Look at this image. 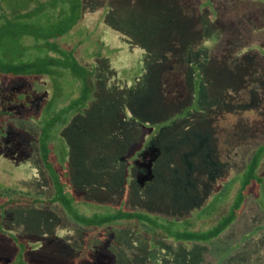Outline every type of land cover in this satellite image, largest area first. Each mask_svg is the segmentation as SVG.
<instances>
[{"label": "trees", "instance_id": "obj_1", "mask_svg": "<svg viewBox=\"0 0 264 264\" xmlns=\"http://www.w3.org/2000/svg\"><path fill=\"white\" fill-rule=\"evenodd\" d=\"M48 2L63 5L57 7L59 11L53 15L52 25L41 27L38 32L34 28L35 32L21 33L19 37L23 35L26 41L19 46V53L0 47V115H6L11 123L15 121L0 132V161L3 156L10 160L7 151L4 155L1 152L2 148L10 147L16 163L22 149L34 157L24 147L29 138L27 127L37 130L29 139L39 143L41 163L53 184L54 194L47 199H29L30 193L0 183V264H52L41 251L50 241L22 238L7 228L9 209L20 204H58L75 223L95 231H109L116 226L117 237L128 234L130 240L134 236L138 238L136 235L140 232L148 236L144 240L149 243L166 240L212 244L237 218L251 184H263L258 169L263 162L264 145L257 148L247 169L241 173L242 184L229 206V213L203 230L195 227L203 214L216 210H208L210 198L217 193L223 195L220 175L216 182L221 187L201 198L199 210L193 209L196 214L199 212L197 218L181 221L161 216L153 209H160L162 205L169 207L173 198L167 193L162 195L165 202L157 196L149 199L151 204L159 203L153 210H130L122 205L80 199L76 195V182L89 177V181L93 178V182L111 185L108 180L114 181L124 173V186H127L129 181L123 166L134 165L126 163L124 153L126 145L131 143L130 133L139 137L134 150L143 159L139 160L141 168L142 164L146 166L145 159H149L151 148L156 152L159 137L170 127L179 125L184 131L186 126L192 128L193 122L181 124L182 120L198 114L196 120L203 122L213 114V106L223 97L224 78L241 73L239 70L246 72L240 68L244 62L241 59L247 60L248 51L256 46L213 55L210 42L216 29L209 21V0L185 8V0H41L40 4ZM39 11L44 12L41 5L18 17L27 20ZM42 15L38 18L40 24L47 18ZM70 34L74 41L72 47L67 42H57L61 36ZM25 35L34 39L33 46ZM87 35L91 37L90 49L83 47ZM34 50L40 53L27 56ZM259 51L264 55L262 48ZM175 73L181 75L185 85L181 93L188 102L183 107L176 104L178 93L171 85ZM218 75L220 78L216 80ZM65 76L73 77L78 93L59 100L58 96L67 88ZM18 121L26 125L22 131L16 129ZM199 123L196 122L195 128ZM19 139L22 143L16 145L14 140ZM134 150L130 149L129 154ZM178 158L181 162L185 159ZM30 161L25 167L34 170ZM33 175H30L31 181L36 182ZM203 200L207 203L202 204ZM191 205L196 208L194 203ZM164 253L163 250L159 254ZM150 255L154 253L146 251L144 260ZM185 256L192 255L188 252ZM118 257L127 255L125 252L119 255L109 248H91L81 257L76 256L71 264H113L112 259ZM183 262L190 264L192 260L187 263L185 257Z\"/></svg>", "mask_w": 264, "mask_h": 264}, {"label": "rangeland", "instance_id": "obj_2", "mask_svg": "<svg viewBox=\"0 0 264 264\" xmlns=\"http://www.w3.org/2000/svg\"><path fill=\"white\" fill-rule=\"evenodd\" d=\"M40 2L41 0H0L1 48L10 49L12 53L16 51L19 53V46H23V42L26 41L23 35L19 37L21 33L38 32L41 27L52 25L53 15L59 11L57 7L63 5L54 2L42 5ZM185 2L184 8L192 4L196 7L203 0H185ZM209 4L211 9L209 21L212 24L211 27L216 29L210 42L212 54L226 55L231 49L239 51L256 46L248 51L247 60L241 59L244 62L240 68L246 69V72L237 68L241 73L230 74L224 78L223 97L217 103L218 105L213 106L214 112L206 118V121L196 120L199 117L197 114L181 121V124L193 122L192 128L182 125L186 126V129L182 131L178 125L165 131L159 137V142L157 141L156 152H154V145L150 146L153 148H151L149 159H145L146 166L142 164L141 168L139 160L143 161V159L139 158L138 151L134 150L139 143V137L134 132L130 133L132 146L131 143L127 144L124 153L127 155L126 163L133 162L134 165L130 168L127 165L123 166L127 171L126 176L129 181L127 186L126 184L124 186V173L114 181L108 180L111 185H107L106 182L98 183V180L93 182V178L89 181V177L83 181L79 179L80 181L76 182V195L80 199L122 205L130 210L148 211L158 207L159 204H151L150 198L157 196L165 202L162 195L164 197L167 193L173 200L168 202L167 208L164 205L160 209L153 208L157 214L179 221L189 217L194 219L199 214V212L196 214L194 210L200 209L202 197L209 191L216 192L215 189L218 187L216 181L220 175L223 195L217 193L210 198L212 202L209 201L210 204L206 206L210 212L216 210L210 214H203L204 217L199 219L195 229L203 230L215 224L222 215L229 213V206L242 184L241 173L247 169L257 148L264 145V55L259 51V48L264 50V1L209 0ZM40 5L42 9L44 8L43 13L39 11L33 18L19 19V15H24L26 11ZM40 14L47 17L45 22L41 23L43 26L38 21ZM7 23L10 25L7 26ZM14 26H17L16 30L13 29ZM26 38H29L27 41L31 46L35 44L34 39H31L29 35ZM89 38H91L90 35H87L85 40L83 39L85 49H90ZM57 42L61 44L67 42L72 47L73 35L61 36ZM39 53L40 51L36 50L29 51L27 56H35ZM73 55L76 57L75 51ZM175 75L171 85L178 93L176 104L183 107L188 102L181 93L185 90V85L181 75L179 73ZM65 77L66 82L64 79L61 80L65 82L67 88L58 96L59 100L65 97L70 98L78 93L73 77ZM219 78L220 75L216 80ZM6 117V115H0L1 133L11 123ZM194 119L201 124L197 128H195L197 124L193 121ZM15 125L20 131L26 127L20 121ZM15 125H11L12 128H15ZM27 128L29 138L38 132L33 128ZM29 138L24 148H27V151L31 150L34 157L31 153H25L26 149L24 152L22 149L16 158L19 163L14 161L10 153L11 147L1 149L2 155L7 151L6 155H10L11 158L9 160V157L3 156L0 161V183L16 186L30 193L29 199L33 197L47 199L54 194L53 184L43 169L42 157L40 159L39 156V143ZM14 141L16 145L22 143L21 139ZM130 149L134 150L131 154H129ZM178 156L180 159L185 158L184 161H179ZM31 157L34 163L30 161ZM29 161L35 168L37 176L34 170L25 167ZM258 172L264 179V158ZM31 174H34L33 178L37 179V183L31 181ZM225 196H227L226 200ZM220 200L224 202L220 203ZM203 202L202 204H206L207 200ZM191 203H194L196 208L192 207ZM189 212H191L190 215ZM8 217L7 228L17 232L20 237L50 241L41 251L52 264H71L76 256L81 257L85 250L91 248L100 250L109 248L110 251H115L119 255L125 252L126 259L113 258V264H185L183 262L185 257L187 263L192 260L190 264H264V182L262 185L255 182L251 184L237 218L213 240L212 244L189 242L183 244L166 240L162 243L159 240L149 243V240H144L149 239L148 236L140 232L135 234L138 238L134 236L132 240L129 239L128 234L124 238L117 237L118 227L110 228L109 231L86 228L72 221L58 204L33 206L20 204L18 207L9 209ZM225 246L230 250L228 251ZM223 248L226 249L223 250ZM118 250H121V253ZM148 250L152 251L154 256L150 255L152 259L149 256L144 260ZM163 250L165 253L160 255L159 253ZM188 252L192 256H185Z\"/></svg>", "mask_w": 264, "mask_h": 264}]
</instances>
